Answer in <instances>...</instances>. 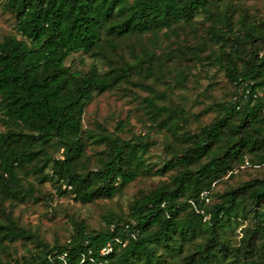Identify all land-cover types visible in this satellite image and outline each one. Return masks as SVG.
Returning <instances> with one entry per match:
<instances>
[{
  "label": "trees",
  "instance_id": "1",
  "mask_svg": "<svg viewBox=\"0 0 264 264\" xmlns=\"http://www.w3.org/2000/svg\"><path fill=\"white\" fill-rule=\"evenodd\" d=\"M0 9L16 28L0 37V264H93L82 253L115 238L125 245L114 242L103 264H264V173L216 189L246 156L264 164V17L235 0H0ZM205 52L235 92L192 130L187 109L156 85L186 82V57ZM75 53L103 66L74 68ZM129 84L148 89L147 115L164 131L171 155L157 169L146 160L149 138L84 127L97 94ZM91 139L104 145L93 166ZM167 174L127 212L104 214L102 229L68 214L64 242L50 243L15 214L54 194L82 205L112 199L140 176Z\"/></svg>",
  "mask_w": 264,
  "mask_h": 264
},
{
  "label": "rangeland",
  "instance_id": "2",
  "mask_svg": "<svg viewBox=\"0 0 264 264\" xmlns=\"http://www.w3.org/2000/svg\"><path fill=\"white\" fill-rule=\"evenodd\" d=\"M235 1H240L255 19L264 17V0ZM200 29L199 33H203L201 26ZM14 33H16V28L13 14L8 10L0 9V37ZM185 36L182 35L186 38ZM207 55L208 52H205L201 59L192 58V56L186 57L188 74L186 82L169 78L168 82L160 81L156 85L161 91L166 92L165 94L175 103L183 104L188 111L192 130H197L201 125L209 123L217 114L214 105L231 101L235 92V87L226 76L225 71L211 63L206 58ZM95 62L102 65L100 60L95 61L82 53H75L68 59L69 64L72 63L74 68L81 70H88ZM147 95H149V91L146 87H134L130 84L126 88H117L97 94L86 107L83 123L84 127L94 134L114 132L125 138L139 135L149 138L151 145L146 153V160L150 166H153V169H157L171 154L165 149L164 131L155 125L147 115L143 101ZM103 146L97 144L93 139L89 141L88 155L91 158L89 165L93 166V163L96 162V155L99 154ZM61 153L62 150L56 152V155L61 157ZM231 173H233V177L228 179V182L217 184V190L223 191L244 179L264 173V164H253L249 156H246L244 163L240 167H236L233 172H229V174ZM169 175L140 176L121 195L112 199L97 200L88 205H82L70 197H59L54 194L53 199H42L38 202L30 201L17 205L15 214L20 216L24 225L36 230L50 243H54L55 239L64 242L72 232L68 214L75 213V217L81 219L89 229H102L104 214L108 211L127 212L129 203L137 193L149 191L161 181L168 179ZM51 188V185L47 184L44 190L50 192ZM246 225L247 222L233 233L235 242H240L243 235L242 228ZM19 249L23 251L20 244Z\"/></svg>",
  "mask_w": 264,
  "mask_h": 264
},
{
  "label": "built area",
  "instance_id": "3",
  "mask_svg": "<svg viewBox=\"0 0 264 264\" xmlns=\"http://www.w3.org/2000/svg\"><path fill=\"white\" fill-rule=\"evenodd\" d=\"M249 164V162H247ZM64 187H68L69 189L72 188L71 185L67 186L64 185ZM209 191L206 190L201 194V200H205L206 202L210 201V195ZM192 204L195 206L196 210L202 214H205V210L202 207H199L196 205L194 201H191ZM114 242H118L125 245V242L120 238H115L113 241L108 242L105 246L101 247L98 251H94L93 249H89L87 252L82 253L81 255V262H90L93 264H103V258L110 255L114 251ZM66 256V253L61 255V258L64 259Z\"/></svg>",
  "mask_w": 264,
  "mask_h": 264
}]
</instances>
